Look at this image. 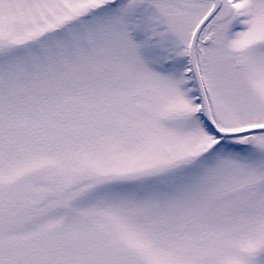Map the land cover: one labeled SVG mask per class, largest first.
I'll return each mask as SVG.
<instances>
[{
  "label": "snow or ice",
  "instance_id": "6c2138e0",
  "mask_svg": "<svg viewBox=\"0 0 264 264\" xmlns=\"http://www.w3.org/2000/svg\"><path fill=\"white\" fill-rule=\"evenodd\" d=\"M0 264H264V0H0Z\"/></svg>",
  "mask_w": 264,
  "mask_h": 264
}]
</instances>
